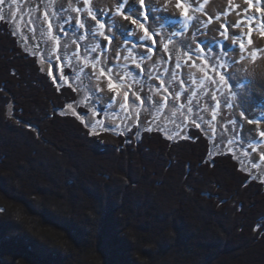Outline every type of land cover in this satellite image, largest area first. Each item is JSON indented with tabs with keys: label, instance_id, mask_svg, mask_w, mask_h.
I'll return each mask as SVG.
<instances>
[{
	"label": "trees",
	"instance_id": "1",
	"mask_svg": "<svg viewBox=\"0 0 264 264\" xmlns=\"http://www.w3.org/2000/svg\"><path fill=\"white\" fill-rule=\"evenodd\" d=\"M76 99L0 19V264H264V182L233 154L200 126L92 135Z\"/></svg>",
	"mask_w": 264,
	"mask_h": 264
},
{
	"label": "rangeland",
	"instance_id": "2",
	"mask_svg": "<svg viewBox=\"0 0 264 264\" xmlns=\"http://www.w3.org/2000/svg\"><path fill=\"white\" fill-rule=\"evenodd\" d=\"M179 1L193 18L189 24L177 19L179 30L173 31L158 15V5L152 7L158 19L151 23L123 16L128 34L113 55L109 39L123 22L112 19L117 7L108 0H0V19L11 24L24 50L38 57L42 72L77 91V99L59 113L75 116L92 135L126 134L138 125L140 132L159 130L179 140L188 137L190 127L200 126L212 143V156L231 153L243 170L264 182V95L256 96L253 85L264 79V46L255 47L264 38V19H242L259 29L239 24L237 35L230 20L210 16L212 0L199 6ZM133 23L143 24L155 44L135 39L134 45ZM220 32L226 35L222 42ZM248 46L255 53L246 54ZM159 50L163 53L157 56ZM95 73L109 83L97 86ZM8 113L13 114L12 104Z\"/></svg>",
	"mask_w": 264,
	"mask_h": 264
},
{
	"label": "bare ground",
	"instance_id": "3",
	"mask_svg": "<svg viewBox=\"0 0 264 264\" xmlns=\"http://www.w3.org/2000/svg\"><path fill=\"white\" fill-rule=\"evenodd\" d=\"M116 1L117 0H108V5L114 8V10L116 7H118ZM203 1L204 0H191L190 3L192 6H199ZM258 3H261V0H212L208 6V12L210 13V16H215L217 19H223V20L226 19L224 21L230 20V22H232L231 30L233 34L236 33L237 35H241V31L236 29L237 25L239 24L240 26H242V29L244 30H251V28H253L254 30L259 29V27L252 21L242 22V19H254V18L264 19V12L261 9H259L260 7ZM145 4L149 8H152L155 5H158L159 7L158 15H160L161 19L166 18L170 21V28L173 31L179 30L175 25V22H174L175 20L182 19V21L189 24L190 19H193L191 17V14L189 15V14L184 13L183 11L184 5L179 0H145ZM163 7H167V11L165 12V14L161 13L160 11L161 8ZM177 13H179V15H177ZM113 16L114 17L112 19L114 20L121 19L119 22H123V23L122 25H120L118 29H116V35L114 36V39H109L111 41H114L113 43L109 42V47H111L110 52L112 55L116 54V51H119V49L121 48V45H123L122 38L124 37V35L128 34L126 30L129 29L128 22L126 21V19H124V17L119 12L114 11ZM155 18L156 17H153V19ZM207 18L209 19L210 17L207 16ZM91 19H93L92 16H91ZM144 19H148V18L145 16ZM98 23L99 24L97 25V27L100 29L101 34H104L102 23L100 22ZM132 30L134 31L133 33L132 31H130V34L131 36H133L131 41L134 43V45H135V39L142 40L144 43L155 44V40H156L155 37L151 33L148 32V30L144 27L143 24L133 23ZM180 30H182V28ZM221 34L222 32H220V35L218 34L217 36H218V39L222 42L224 40V37H226V35L225 34L221 35ZM260 38L261 40L257 39V41L255 42V47L264 46V38L262 36ZM126 46H124L121 49L122 52L127 51L128 47ZM160 50H163L162 46ZM160 50L156 54L157 56L163 53L162 51L160 52ZM248 53L253 54L255 52L253 51L251 47L248 46L246 48V54ZM95 77H96L95 83L97 86H105L109 83L108 79L103 77L101 73L100 74L95 73ZM253 85L255 88L256 96L263 97L261 95H264V79L263 80L258 79L256 83ZM247 103L248 102L245 101L246 107L248 108L249 106ZM260 127L264 128V125H261Z\"/></svg>",
	"mask_w": 264,
	"mask_h": 264
},
{
	"label": "snow or ice",
	"instance_id": "4",
	"mask_svg": "<svg viewBox=\"0 0 264 264\" xmlns=\"http://www.w3.org/2000/svg\"><path fill=\"white\" fill-rule=\"evenodd\" d=\"M117 5L118 7L115 11L119 12L122 16H129L141 22H143L146 16L150 23L153 17L157 18L156 10L149 8L145 4V0H117ZM160 11L165 14L167 7L161 8ZM177 15H179V13H177Z\"/></svg>",
	"mask_w": 264,
	"mask_h": 264
}]
</instances>
